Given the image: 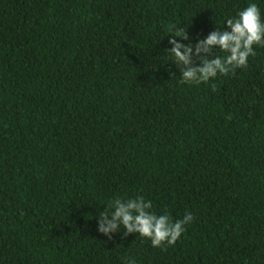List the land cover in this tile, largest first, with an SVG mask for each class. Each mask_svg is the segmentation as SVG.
Listing matches in <instances>:
<instances>
[{"label": "trees", "instance_id": "1", "mask_svg": "<svg viewBox=\"0 0 264 264\" xmlns=\"http://www.w3.org/2000/svg\"><path fill=\"white\" fill-rule=\"evenodd\" d=\"M251 3L264 20V0H0V264H264V47L199 85L168 50ZM137 196L194 219L160 248L97 231Z\"/></svg>", "mask_w": 264, "mask_h": 264}, {"label": "clouds", "instance_id": "2", "mask_svg": "<svg viewBox=\"0 0 264 264\" xmlns=\"http://www.w3.org/2000/svg\"><path fill=\"white\" fill-rule=\"evenodd\" d=\"M182 40H190L185 27L174 26L168 48L172 62L179 69L180 84H208L218 75L227 76L237 69L245 68L248 58L255 55L254 45L264 47V20L255 3L249 4L238 13L236 18L226 20V28L211 31L206 38L199 39L195 46L185 44ZM219 50L222 55H213ZM199 61V63H197ZM215 90V84H212ZM108 210L99 212L97 231L112 239L114 233L123 229V235L137 233L140 237L151 241V245L160 248L174 245L186 230L194 217L185 214L182 219L173 221L167 214H156L151 211L152 202L141 196L129 199L112 200ZM127 264H136L128 259Z\"/></svg>", "mask_w": 264, "mask_h": 264}]
</instances>
